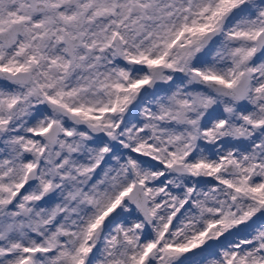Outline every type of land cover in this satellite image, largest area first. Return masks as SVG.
Here are the masks:
<instances>
[{
  "label": "snow or ice",
  "instance_id": "6c2138e0",
  "mask_svg": "<svg viewBox=\"0 0 264 264\" xmlns=\"http://www.w3.org/2000/svg\"><path fill=\"white\" fill-rule=\"evenodd\" d=\"M0 264H264V0H0Z\"/></svg>",
  "mask_w": 264,
  "mask_h": 264
}]
</instances>
